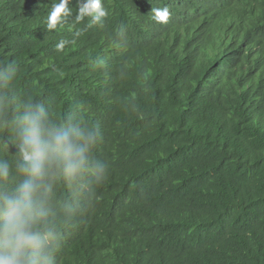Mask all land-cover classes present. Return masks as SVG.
<instances>
[{"label":"trees","instance_id":"1","mask_svg":"<svg viewBox=\"0 0 264 264\" xmlns=\"http://www.w3.org/2000/svg\"><path fill=\"white\" fill-rule=\"evenodd\" d=\"M55 2L0 0V158L29 104L97 134L53 264H264V0H102L90 28L71 0L48 30Z\"/></svg>","mask_w":264,"mask_h":264},{"label":"clouds","instance_id":"2","mask_svg":"<svg viewBox=\"0 0 264 264\" xmlns=\"http://www.w3.org/2000/svg\"><path fill=\"white\" fill-rule=\"evenodd\" d=\"M70 3L52 4L48 30L63 26L72 15ZM108 14L102 0H78L74 22L90 18V28ZM151 15L156 23L167 24L172 13L165 6L152 8ZM123 32L121 26L119 35ZM74 42L60 39L55 49L61 52ZM96 142V132L71 117L53 123L41 104L27 105L16 118L13 158H0V264H53L59 240L50 219L55 185L61 179L75 184L87 171L94 172L97 182L103 180L99 164L90 167Z\"/></svg>","mask_w":264,"mask_h":264}]
</instances>
